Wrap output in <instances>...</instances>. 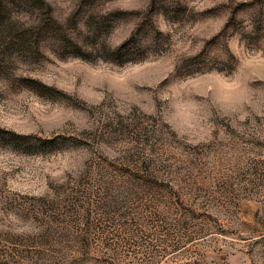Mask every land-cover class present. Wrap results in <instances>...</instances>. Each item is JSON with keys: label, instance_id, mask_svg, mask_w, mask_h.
<instances>
[{"label": "rangeland", "instance_id": "374dc122", "mask_svg": "<svg viewBox=\"0 0 264 264\" xmlns=\"http://www.w3.org/2000/svg\"><path fill=\"white\" fill-rule=\"evenodd\" d=\"M3 0L0 264H264V0Z\"/></svg>", "mask_w": 264, "mask_h": 264}, {"label": "trees", "instance_id": "16d2710c", "mask_svg": "<svg viewBox=\"0 0 264 264\" xmlns=\"http://www.w3.org/2000/svg\"><path fill=\"white\" fill-rule=\"evenodd\" d=\"M2 1L3 0H0V5H1ZM29 1L32 3H35L36 5L42 6V7L47 6V2L45 0H29Z\"/></svg>", "mask_w": 264, "mask_h": 264}]
</instances>
